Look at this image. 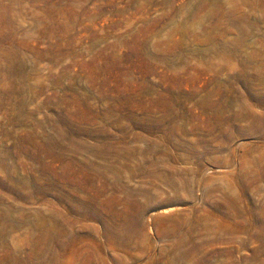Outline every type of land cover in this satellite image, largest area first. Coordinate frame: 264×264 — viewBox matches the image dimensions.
<instances>
[{
	"label": "rangeland",
	"instance_id": "1",
	"mask_svg": "<svg viewBox=\"0 0 264 264\" xmlns=\"http://www.w3.org/2000/svg\"><path fill=\"white\" fill-rule=\"evenodd\" d=\"M0 264H264V0H0Z\"/></svg>",
	"mask_w": 264,
	"mask_h": 264
},
{
	"label": "bare ground",
	"instance_id": "2",
	"mask_svg": "<svg viewBox=\"0 0 264 264\" xmlns=\"http://www.w3.org/2000/svg\"><path fill=\"white\" fill-rule=\"evenodd\" d=\"M55 229V228H54Z\"/></svg>",
	"mask_w": 264,
	"mask_h": 264
}]
</instances>
